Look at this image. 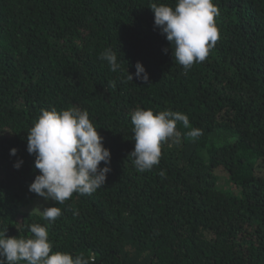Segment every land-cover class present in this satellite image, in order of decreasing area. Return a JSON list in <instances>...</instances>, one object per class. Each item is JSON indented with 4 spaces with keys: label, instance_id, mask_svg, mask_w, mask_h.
I'll return each mask as SVG.
<instances>
[{
    "label": "trees",
    "instance_id": "16d2710c",
    "mask_svg": "<svg viewBox=\"0 0 264 264\" xmlns=\"http://www.w3.org/2000/svg\"><path fill=\"white\" fill-rule=\"evenodd\" d=\"M0 264H264V0H0Z\"/></svg>",
    "mask_w": 264,
    "mask_h": 264
},
{
    "label": "rangeland",
    "instance_id": "374dc122",
    "mask_svg": "<svg viewBox=\"0 0 264 264\" xmlns=\"http://www.w3.org/2000/svg\"><path fill=\"white\" fill-rule=\"evenodd\" d=\"M59 187L40 189L38 197L21 208L25 212L43 213L46 206L55 202L58 198Z\"/></svg>",
    "mask_w": 264,
    "mask_h": 264
}]
</instances>
